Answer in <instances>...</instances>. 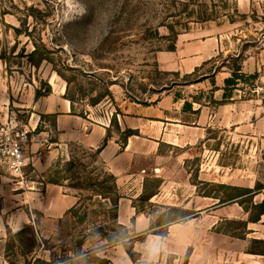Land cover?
I'll return each mask as SVG.
<instances>
[{
    "label": "rangeland",
    "instance_id": "obj_1",
    "mask_svg": "<svg viewBox=\"0 0 264 264\" xmlns=\"http://www.w3.org/2000/svg\"><path fill=\"white\" fill-rule=\"evenodd\" d=\"M263 32L264 0H0V125L35 123V92L55 87L123 142L132 131L112 119L124 100L189 94L190 81L227 65L238 45L247 53ZM211 37L223 51L184 72L189 44ZM260 73L229 88L243 101L234 118L213 124L206 139L187 133L163 143L133 163L135 175L116 176L79 144H52L38 170L25 146L21 175L0 156V264H145L149 243L160 247L152 264H245L247 253L264 264ZM40 123L57 139L53 115ZM234 187L253 192L231 199ZM26 221L34 238L20 232Z\"/></svg>",
    "mask_w": 264,
    "mask_h": 264
},
{
    "label": "crops",
    "instance_id": "obj_2",
    "mask_svg": "<svg viewBox=\"0 0 264 264\" xmlns=\"http://www.w3.org/2000/svg\"><path fill=\"white\" fill-rule=\"evenodd\" d=\"M189 46L195 49L189 51ZM189 46H187L189 49L183 53V57L188 59L182 65L183 71L188 74L202 68L217 56L219 51H223V44L218 37H211L207 41H199ZM234 51L231 53L232 61H227V65L220 68L212 67L190 81L189 94L183 93L177 98V92L168 89L154 103L143 104L124 100L123 107H120L117 113V122L113 124L121 133L132 131L123 142L108 136L109 130L111 132L108 123H95L89 116L76 113L71 100L65 97L64 89L58 92L53 87L50 94L38 99L35 97L32 113L36 116L35 123H32L33 117L29 123L21 119L30 129L26 148L32 153L34 166L38 170V167L50 157L53 152L52 144L59 146L79 144L97 151L98 157L107 169L116 176L127 171L130 175H135V171L131 170L133 163L140 157L156 153L163 143L176 145L175 140L184 138V134L187 133L199 134V140L206 139L213 124L222 119L234 118L238 114V109L243 107L241 94H238L241 91L238 88L229 89L231 85L227 86L226 79L232 77L234 72L244 73L247 76V74H259L264 68L262 41L257 45H251L247 53L243 45H238ZM237 86L240 87V84L238 83ZM186 101L192 104V108L186 110L183 108ZM47 115L54 117L57 139L49 140L46 136L50 135V131L40 129L41 118ZM187 116H192L191 120H185ZM231 124L236 126L237 123ZM36 130L39 133L34 134ZM43 146H46L47 150H44ZM49 189H52V186ZM157 195L158 192H155L149 196V199ZM27 223L28 221L25 222ZM254 256L252 253H247L245 264H256Z\"/></svg>",
    "mask_w": 264,
    "mask_h": 264
},
{
    "label": "built area",
    "instance_id": "obj_3",
    "mask_svg": "<svg viewBox=\"0 0 264 264\" xmlns=\"http://www.w3.org/2000/svg\"><path fill=\"white\" fill-rule=\"evenodd\" d=\"M264 43V32L261 36ZM255 93L264 100V79L257 82ZM30 129L24 122L15 118L14 122L0 125V156L3 157L15 175H21L26 166L25 146L29 141Z\"/></svg>",
    "mask_w": 264,
    "mask_h": 264
},
{
    "label": "trees",
    "instance_id": "obj_4",
    "mask_svg": "<svg viewBox=\"0 0 264 264\" xmlns=\"http://www.w3.org/2000/svg\"><path fill=\"white\" fill-rule=\"evenodd\" d=\"M238 70H239V69H238ZM238 79H244V80H245V79H246V75H244V74H240V73H237V72H234L233 75H232V77L226 79V84H227L228 86H230V85H231V86H233V85H237V84H238ZM49 88H50V87H49ZM50 92H51V88H50L46 93H41L40 90H37V91L35 92V97H36V99H38V98H40L41 96H46V95L50 94ZM65 97H67V96L65 95ZM178 97H180V94H177V98H178ZM72 104H73V103H72ZM183 108H184L185 110L188 109V108H192V104H190L189 102L186 101V102L184 103V105H183ZM73 110H74V105H73ZM118 110H120V109H118ZM112 122H113V123L117 122V115H114V117H113V119H112ZM234 189L239 190V193L236 194L235 196L231 197V199H235V198H238V197L244 196L245 194H249V193L253 192V190H252L251 188L234 187ZM257 206L261 209L260 213H261V214H264V200H263L261 203L257 204ZM259 220H260V218H256V219H253L252 221L257 222V221H259ZM32 227H33V226H32L31 224H25V225L23 226V228L20 230V232H23V231L29 229V230H30V233H31V235H32V237L34 238V237H35V235H34V231H32L34 227H33V228H32ZM261 254H264V253H261Z\"/></svg>",
    "mask_w": 264,
    "mask_h": 264
},
{
    "label": "clouds",
    "instance_id": "obj_5",
    "mask_svg": "<svg viewBox=\"0 0 264 264\" xmlns=\"http://www.w3.org/2000/svg\"><path fill=\"white\" fill-rule=\"evenodd\" d=\"M160 254V247L155 243H149L145 246V264H152L154 258Z\"/></svg>",
    "mask_w": 264,
    "mask_h": 264
}]
</instances>
